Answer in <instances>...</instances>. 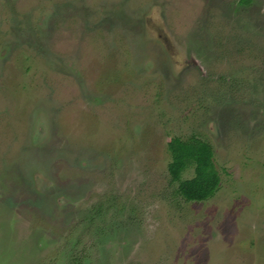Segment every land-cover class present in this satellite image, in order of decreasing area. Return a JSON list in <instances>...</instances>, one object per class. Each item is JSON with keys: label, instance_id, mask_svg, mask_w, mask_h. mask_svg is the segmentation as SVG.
Here are the masks:
<instances>
[{"label": "rangeland", "instance_id": "374dc122", "mask_svg": "<svg viewBox=\"0 0 264 264\" xmlns=\"http://www.w3.org/2000/svg\"><path fill=\"white\" fill-rule=\"evenodd\" d=\"M0 264H264V0H0Z\"/></svg>", "mask_w": 264, "mask_h": 264}, {"label": "trees", "instance_id": "16d2710c", "mask_svg": "<svg viewBox=\"0 0 264 264\" xmlns=\"http://www.w3.org/2000/svg\"><path fill=\"white\" fill-rule=\"evenodd\" d=\"M251 0H239L248 4ZM171 159L167 169L170 180L177 183L176 192L186 201H204L211 198L220 186V176L213 162L212 146L196 135L174 136L167 143ZM192 167L193 175L182 178Z\"/></svg>", "mask_w": 264, "mask_h": 264}]
</instances>
